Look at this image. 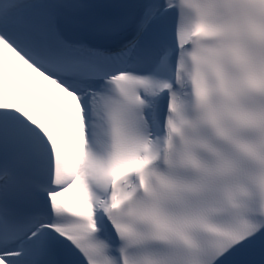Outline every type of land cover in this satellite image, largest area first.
<instances>
[{"label": "snow or ice", "instance_id": "6c2138e0", "mask_svg": "<svg viewBox=\"0 0 264 264\" xmlns=\"http://www.w3.org/2000/svg\"><path fill=\"white\" fill-rule=\"evenodd\" d=\"M0 264H264V0H0Z\"/></svg>", "mask_w": 264, "mask_h": 264}]
</instances>
